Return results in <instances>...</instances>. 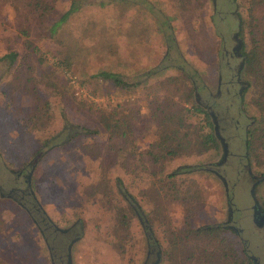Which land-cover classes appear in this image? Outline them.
I'll use <instances>...</instances> for the list:
<instances>
[{
	"label": "rangeland",
	"instance_id": "374dc122",
	"mask_svg": "<svg viewBox=\"0 0 264 264\" xmlns=\"http://www.w3.org/2000/svg\"><path fill=\"white\" fill-rule=\"evenodd\" d=\"M72 1L0 0V59L19 53L13 65L0 60V264H52L38 227L9 195L27 182L53 223L76 226L74 264H144L149 228L160 264H242L246 248L264 262V250L246 245L250 230L242 239L227 227L225 184L205 169L225 144L217 137L218 147H207L201 135L215 124L194 112L196 104L205 109L196 94L219 86L223 35L229 49L238 47L236 35L243 53L258 44L264 50V1L88 0L60 21ZM242 17L249 20L243 34ZM245 66L242 80L251 87L242 101L256 121L250 161L264 179V56L252 73ZM101 70L142 83L123 89L97 77ZM174 130L175 142L189 148L162 156L158 144ZM186 165L191 172L169 176ZM261 189L264 196V183ZM200 228L215 230L208 236ZM229 246L237 255L226 263L221 253Z\"/></svg>",
	"mask_w": 264,
	"mask_h": 264
},
{
	"label": "flooded vegetation",
	"instance_id": "af4514ba",
	"mask_svg": "<svg viewBox=\"0 0 264 264\" xmlns=\"http://www.w3.org/2000/svg\"><path fill=\"white\" fill-rule=\"evenodd\" d=\"M223 39V47L227 54H223L225 60L223 59L218 71L219 86L216 92H209L207 97L202 98V102L210 115L211 112L215 113L219 135L228 150L226 157L223 158V164L215 167L226 180L225 188L229 201L230 218L227 227L232 226L242 239L246 230H250L252 238L258 236L263 242L259 245L253 242L251 237H248L246 240L248 239L250 242H246V245L253 243L254 246L264 250V196L261 189L264 182L261 184V179L253 168V160L251 165L249 154V130L252 129L253 136L256 121L247 114L242 101L249 84L242 80L243 72L240 62L244 61L245 65L247 56L243 53L240 44L237 48H234V45L229 49L225 35H223ZM234 39L239 43L236 35H234ZM232 57L236 59L237 64L239 62V66L231 64ZM219 102L224 105L220 106ZM231 157L232 161L229 160ZM253 158L255 156L252 145ZM21 175H24L23 172L17 176L21 177ZM24 176L27 182L28 174ZM243 180L246 183H243ZM9 195H15L14 199L22 204L23 209L38 227L44 241L48 244L52 264H67L70 243L78 237L74 236L76 226L61 228L53 223L47 213H43L40 209L28 182L26 189L13 187ZM246 252L249 254L252 264H264L261 257L250 253L249 248H246ZM254 252H257V248Z\"/></svg>",
	"mask_w": 264,
	"mask_h": 264
},
{
	"label": "trees",
	"instance_id": "16d2710c",
	"mask_svg": "<svg viewBox=\"0 0 264 264\" xmlns=\"http://www.w3.org/2000/svg\"><path fill=\"white\" fill-rule=\"evenodd\" d=\"M106 0H97L95 2H105ZM111 1V0H109ZM264 1V0H262ZM91 2H94V1H91ZM88 3V0H73L71 2V5H70V8L63 14V16L60 18V21H66L74 12L77 11V9L79 7H81L82 4H86ZM241 14V13H240ZM60 21L56 22L54 25H53V28L56 29L60 23ZM249 24V20H245L243 17H242V21H241V32L243 34V32H245V24ZM62 24V23H60ZM172 36H169L167 37L166 36V39L168 41V49L170 50V42H169V39H171ZM246 56H247V60H246V66H245V71L247 73H252V69L256 67H259L261 68L263 66V56H264V50L261 51V46L260 44L257 45V48L256 49H252V46L250 48L249 51H244ZM18 57H19V53L18 52H15V51H12V52H9V53H6L5 55H3L1 57L0 60H3V59H7L9 64L13 65L15 64V62L18 60ZM97 77L103 79V80H107V81H111L115 86L117 87H120V88H123V89H134L136 87H138L142 81H137V80H132V79H129L127 77L124 76L123 73L121 72H115V71H111V70H101L100 72L97 73L96 75ZM251 87V85H250ZM248 87L246 91H248V89L250 88ZM194 112H197V113H204L205 114V120H206V125H208V127H213V122H212V117L210 115V113L208 111H206L205 109H203L201 106H199L198 104L195 105V108H194ZM175 114V113H174ZM175 116H178L179 120L183 119L182 117V111H179L178 113L175 114ZM182 124V123H180ZM201 130H203V127H201ZM89 133L91 132H94V131H91V130H88ZM179 131L178 130H174L172 132V134L168 133L165 137H164V142L158 144L159 147H161V149H164L162 152V156H169V155H178L179 153L177 152V150H175L174 148L175 147H181L182 150H185L186 148H189V146L187 145H183L182 142H175L176 140L179 139ZM202 140L206 143L207 147L209 148H217L218 147V139H217V136H216V133L214 131H209V132H206L204 133L203 135ZM174 142L176 145H174ZM157 145V146H158ZM153 157L158 160L160 157L157 153H154V152H150ZM180 154H181V151H180ZM159 157V158H158ZM194 166V165H193ZM182 169H186V170H189L190 172L192 171V165H186V166H183V167H179L177 170H175L174 172L170 173L169 176L172 177V176H175L177 174H180L184 171H182ZM189 171H185V172H189ZM135 208H130V211L136 215H138V211L136 210ZM121 219V218H120ZM214 230L213 228H200L196 231V233L198 234H206L208 236H212V234L214 233ZM45 248L47 249L48 251V247H46V245H44ZM45 249V251H46ZM231 251L230 253L228 252ZM46 251V252H47ZM50 254L49 251L46 253V255ZM233 254V256H236L237 255V250L233 247V246H229L228 248H226L222 253H221V256L223 258V260L227 263L229 261V256ZM241 257V256H240ZM244 258V257H243ZM251 258L249 256V254H246V258L242 261V264H251Z\"/></svg>",
	"mask_w": 264,
	"mask_h": 264
},
{
	"label": "water",
	"instance_id": "95a60500",
	"mask_svg": "<svg viewBox=\"0 0 264 264\" xmlns=\"http://www.w3.org/2000/svg\"><path fill=\"white\" fill-rule=\"evenodd\" d=\"M216 5H217V1L216 0H214V6L216 7ZM239 44H240V46H242L243 45V42L242 41H239ZM243 67H244V61H243V63H242V65H241V71H242V69H243ZM197 95V100H198V102L199 103H201V104H203V102H202V97H201V95H199V93H197L196 94ZM211 117H212V119H213V122H214V124H215V132H216V136L219 138L220 137V135H219V132H218V129H219V126L217 125V120H216V115H215V113H213V112H211ZM225 151H224V155H223V157L219 160V161H217L216 163H210V164H207L206 166H205V169H207V170H209V171H211V172H214L216 175H218L220 178H221V180L223 179V182H224V184H226V180H225V178L216 170V166H214V165H218V166H220V165H222L223 164V158H225L226 157V155H227V152H228V150L226 149V147H225V149H224ZM264 178V177H263ZM261 180H264V179H261ZM0 190H2V188L0 189ZM13 196V195H12ZM15 196V195H14ZM37 199V198H36ZM38 201V200H37ZM138 215H139V218H140V220H141V222H142V224L144 225V228L146 229L147 228V226L149 227V224H148V221L147 220H145V219H143V217L140 215V213H139V211H138ZM149 230H150V228H149ZM147 231V235H148V241H149V252H148V258H147V260L145 261V263L144 264H160V262H161V257H162V255H161V250L159 249V250H156V247H154L153 249H152V242H153V240H152V234H151V232L150 231ZM79 237V236H78ZM77 237V238H78ZM81 237V236H80ZM77 238H75V239H73L72 240V242L70 243V247H69V256H68V263L67 264H74V262H73V259H72V255H71V247L73 246V244L77 241ZM154 242H155V240H154ZM152 253H154V255L156 256V258L152 261V260H150V255L152 254ZM66 262H67V260H66Z\"/></svg>",
	"mask_w": 264,
	"mask_h": 264
},
{
	"label": "crops",
	"instance_id": "0c3cea01",
	"mask_svg": "<svg viewBox=\"0 0 264 264\" xmlns=\"http://www.w3.org/2000/svg\"><path fill=\"white\" fill-rule=\"evenodd\" d=\"M1 188H2L3 191H5V189H3V187L0 185V189H1ZM10 191H11V190H10ZM10 191H9V192H10ZM6 192H7V191H6Z\"/></svg>",
	"mask_w": 264,
	"mask_h": 264
}]
</instances>
